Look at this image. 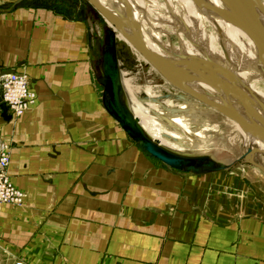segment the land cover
<instances>
[{"label": "crops", "instance_id": "obj_1", "mask_svg": "<svg viewBox=\"0 0 264 264\" xmlns=\"http://www.w3.org/2000/svg\"><path fill=\"white\" fill-rule=\"evenodd\" d=\"M98 34L87 16L0 8V73L26 74L37 95L19 117L0 101V146L24 194L0 211V255L27 264H264L260 180H187L144 150L123 151L129 137L102 104Z\"/></svg>", "mask_w": 264, "mask_h": 264}, {"label": "bare ground", "instance_id": "obj_2", "mask_svg": "<svg viewBox=\"0 0 264 264\" xmlns=\"http://www.w3.org/2000/svg\"><path fill=\"white\" fill-rule=\"evenodd\" d=\"M100 1L121 17L123 26L128 32H130L129 25L135 28L145 44L176 73L180 83L212 101L231 107L247 122L264 126V88L252 87L253 82H264V69L251 70L254 66L264 67V53L258 50L252 39L242 30L223 0H178L179 2L172 6L174 9L170 15L169 28L177 31L175 33L179 35L182 32L180 28L186 29V34L192 37L190 40L196 41L198 44L192 45L179 36V47L159 39L155 24L156 20H159L162 25L164 17L161 8L164 5L159 3V0ZM177 4L182 5L179 10L175 8ZM208 6L218 8V12ZM221 10L225 13H219ZM150 12L152 14L149 15ZM257 14L261 24L264 25L261 12L258 9ZM202 16L215 17L217 28L222 30L218 38L224 47V51H226L225 53L221 50H215V52L207 50L206 55L202 53L206 36H196L189 31L190 28H193L191 25L201 24ZM186 20L191 23L189 24ZM228 40L232 41L228 42ZM182 55H186V57H182ZM242 64L246 65L240 68L231 67ZM125 83L131 89L127 80ZM236 85L239 86L241 93H234V86ZM147 92L150 96L153 95L150 88H147ZM134 100L136 102V107L133 108L134 115L138 116L146 134L161 145L165 144L173 148L179 154L188 156L210 155L217 137L219 141L226 140V144H229H227L228 150L236 153L238 157L251 146L249 144H253L264 151L263 140L251 136L221 113L216 111L217 114H214L215 110L198 100L205 107L199 103L185 102L179 108H187L186 115L183 116L174 114L179 111L173 110L174 106L170 102L166 103L167 108L164 111L167 116H165L164 113L158 111L154 104H148L138 98H134ZM171 112L173 113L171 114ZM252 113L258 114L261 119L254 117ZM213 117H217V120L225 121L229 125L228 128L230 129L226 132L225 138L220 139L217 129L210 127V130L201 126L213 123L218 125L217 121L212 120ZM163 119L168 121V125L162 121ZM190 124L197 125V127H191ZM242 137L244 148L241 149L238 145ZM211 157L214 158L213 153H211ZM219 161L227 164L231 162V159L227 155H222ZM257 161L264 163V157Z\"/></svg>", "mask_w": 264, "mask_h": 264}, {"label": "rangeland", "instance_id": "obj_3", "mask_svg": "<svg viewBox=\"0 0 264 264\" xmlns=\"http://www.w3.org/2000/svg\"><path fill=\"white\" fill-rule=\"evenodd\" d=\"M264 1V0H263ZM178 0H159V3H162L164 6H161L162 12L164 13V17L162 19V25L160 24L159 20H156V30L157 34L159 35V39H161L163 42H169L175 47H179L180 45V38L179 36L191 43L192 45H198L196 41H191L190 38L191 35H187L185 30L183 28L181 29V33L176 34L177 31L171 30L169 28L170 23V15L172 13V6H175L174 4L178 3ZM30 4L33 6H46L51 8L52 10L60 13H70L72 16H87L91 19V21H95L96 24H98V32L93 46V51L96 54L97 57V63L99 66V63L102 61V47L107 43V30L111 29L112 27L100 16L96 15V11L90 6V4L86 0H1L0 1V8H8L11 7L14 4ZM182 5L177 4L176 10H179ZM218 12V11H217ZM219 13H225V11H219ZM152 14V12L149 13V15ZM231 14V13H230ZM232 15V14H231ZM187 21V20H186ZM189 24L191 22L187 21ZM173 25V24H172ZM199 25V26H198ZM193 28H190L192 33H194L196 36H206L205 44L203 48L204 55L207 50L209 52H215V50H221V52L224 51V47L222 46L221 42L219 41V34L222 33V30H219L217 28V22L215 20V17H203L201 20V24L197 23V26L191 25ZM164 27V29H163ZM160 29V30H159ZM165 30V33L163 31ZM161 31V33H160ZM176 32V33H175ZM221 32V33H220ZM190 34V33H189ZM167 35V36H166ZM210 40V41H209ZM232 40H228L230 42ZM207 42V43H206ZM209 45V46H208ZM207 46V47H206ZM257 47V46H256ZM214 49V51H213ZM173 50V49H172ZM171 50V51H172ZM117 54H118V64H119V72H120V97L121 100L127 105V107L132 111L133 114V108L136 107V102L134 98H138L141 101H145L146 103H152L154 104L158 111L162 112L167 116L165 113V109L167 108V102H170L172 106H174L173 110H178L179 112L174 113L179 116L186 115V109H179L185 102L197 104L199 103L196 99H194L191 96H188L183 91L179 90L178 88L174 87L170 83H168L144 58L127 42H125L122 39L117 38ZM238 55V53H235ZM182 57H186V55H182ZM221 62L220 60H218ZM246 64L238 65V66H231L233 68H240L242 66H245ZM254 69H264V67H252L251 70ZM219 71V70H217ZM98 73L100 78L102 79V71L98 68ZM127 80L129 87L125 83ZM262 83V85H261ZM251 86V85H250ZM250 86H247L248 88ZM239 86H234V93L238 94L240 92ZM252 87L264 88V82L258 81L253 82ZM251 87V88H252ZM147 88L151 89V93H153L152 96L149 95L147 92ZM201 106H204L203 104L199 103ZM244 106V105H242ZM205 107V106H204ZM172 111V110H171ZM173 112H171L172 114ZM218 113V112H217ZM216 111L214 114H217ZM106 114L109 116V114L106 112ZM110 117V116H109ZM161 117V116H160ZM213 121H217L218 125L213 124H203L202 127H207L210 129V127L217 129L219 131V137L225 138L227 136L229 125L222 120H217V117L212 118ZM164 123H168L166 120H162ZM230 122L229 120H227ZM224 123V124H223ZM232 123V122H231ZM234 124V123H232ZM168 125V124H167ZM191 127H197V125L190 124ZM211 130V129H210ZM212 134V132H210ZM125 134L123 132V138ZM125 139V138H124ZM126 146L123 148V151H143L141 147L136 144L135 142L131 141L130 139H126ZM216 142H214V145L211 148V153L214 154V159L219 161L222 155H227L229 159H231V162H229V168L220 172H215L206 176H201L202 179H208L211 177L214 178H220V179H234L237 181H250L252 183H255L256 181H261V185L264 186V175L255 167L252 165L247 164L245 161L237 160L238 156L236 153H233L232 151L228 150V145L226 144V140H218V137L215 139ZM254 146L253 144H249ZM164 148H166L169 151L175 152L173 148L169 147L168 145L163 144ZM238 147L241 149L244 148L243 146V137L241 138V141L239 142ZM257 147V146H254ZM249 148V147H248ZM211 153L210 156L211 157ZM207 155V154H204ZM257 157V158H256ZM264 157V152L253 156V160L257 161L260 158ZM261 163L260 161H257ZM158 165H164L159 164ZM264 165V163H261ZM166 166V165H165ZM168 168V166H166ZM179 175H182L189 179H198L200 177H195L192 175V173L184 174L182 171H174L171 170ZM250 185H252L250 183ZM15 261H10V263L5 259V257H2L0 255V264H13Z\"/></svg>", "mask_w": 264, "mask_h": 264}, {"label": "water", "instance_id": "obj_4", "mask_svg": "<svg viewBox=\"0 0 264 264\" xmlns=\"http://www.w3.org/2000/svg\"><path fill=\"white\" fill-rule=\"evenodd\" d=\"M112 28L107 30V43L104 45L101 56L103 86L102 104L109 116L115 120L123 132L142 150L153 158L165 164L171 169L188 172L196 175L220 172L229 168V164L221 163L208 155L188 156L172 152L164 148L157 140L150 138L141 126L138 116L134 115L120 97V72L117 54V38L124 40L132 46L168 83L193 97L199 102L211 107L228 119L234 121L242 130L251 136H256L264 141V126L247 122L235 110L222 103L208 99L189 87L180 83L176 73L170 69L159 56L150 49L135 28L129 25L130 32L123 26L121 17L114 13L100 0H86ZM229 12L237 20L242 30L252 39L260 52L264 53V25L261 24L257 9L261 12L264 21L263 0H223ZM206 5V4H205ZM210 7V6H208ZM257 9H256V8ZM215 11L218 8L210 7ZM126 22V20L124 19ZM5 71L2 73H10ZM0 73V74H2ZM2 104L3 113H7V107ZM254 117H261L252 113ZM263 149L250 146L245 153L239 155L237 160L257 168L264 175V165L253 160L254 155L263 153Z\"/></svg>", "mask_w": 264, "mask_h": 264}, {"label": "built area", "instance_id": "obj_5", "mask_svg": "<svg viewBox=\"0 0 264 264\" xmlns=\"http://www.w3.org/2000/svg\"><path fill=\"white\" fill-rule=\"evenodd\" d=\"M36 100V92L26 74L18 72L0 74V101L6 105L8 113L19 117L33 106ZM9 162V147L3 144L0 146V211L5 204L18 206L24 201L23 192L8 176ZM13 264L27 263L18 260Z\"/></svg>", "mask_w": 264, "mask_h": 264}, {"label": "trees", "instance_id": "obj_6", "mask_svg": "<svg viewBox=\"0 0 264 264\" xmlns=\"http://www.w3.org/2000/svg\"><path fill=\"white\" fill-rule=\"evenodd\" d=\"M19 5H21V3H18ZM18 4H16V5H18ZM27 5H30V4H27ZM30 6H33V5H30ZM35 7H43V8H48V9H51V8H49V7H46V6H35ZM52 10V9H51ZM58 13H60V12H58ZM60 14H62L63 16H65V17H72V15L70 14V13H60ZM80 16V15H79Z\"/></svg>", "mask_w": 264, "mask_h": 264}, {"label": "flooded vegetation", "instance_id": "obj_7", "mask_svg": "<svg viewBox=\"0 0 264 264\" xmlns=\"http://www.w3.org/2000/svg\"><path fill=\"white\" fill-rule=\"evenodd\" d=\"M102 49H103V47H102ZM102 49H101V50H102Z\"/></svg>", "mask_w": 264, "mask_h": 264}]
</instances>
